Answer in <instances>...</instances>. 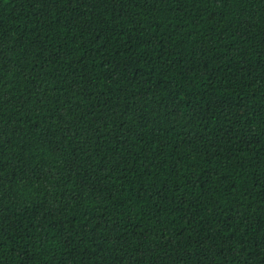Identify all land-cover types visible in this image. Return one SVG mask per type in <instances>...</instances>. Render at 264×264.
I'll use <instances>...</instances> for the list:
<instances>
[{
  "label": "trees",
  "instance_id": "1",
  "mask_svg": "<svg viewBox=\"0 0 264 264\" xmlns=\"http://www.w3.org/2000/svg\"><path fill=\"white\" fill-rule=\"evenodd\" d=\"M0 264H264V0H0Z\"/></svg>",
  "mask_w": 264,
  "mask_h": 264
}]
</instances>
